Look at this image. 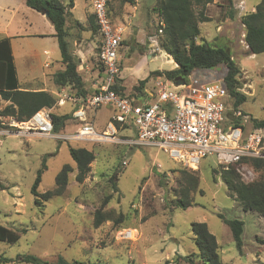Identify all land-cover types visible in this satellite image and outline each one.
I'll return each mask as SVG.
<instances>
[{
	"label": "rangeland",
	"instance_id": "374dc122",
	"mask_svg": "<svg viewBox=\"0 0 264 264\" xmlns=\"http://www.w3.org/2000/svg\"><path fill=\"white\" fill-rule=\"evenodd\" d=\"M65 1L69 3L71 0ZM73 1L77 5L73 13L78 19L93 8L94 0ZM151 1L123 4L113 0L110 5L113 22H120L126 28L125 43L118 52V60L127 78L123 83L128 92L151 72L177 68V64L170 58L167 61L164 54L152 55L154 50L160 49L161 34L157 33L158 21L148 13ZM261 1L238 0V9L247 14ZM225 3L223 15L229 18L234 10L229 0ZM134 6H137L136 10ZM8 16L1 13L0 24H5ZM22 16L20 14L18 20H22ZM214 16L215 20L203 22L200 42L216 38V24L222 16L220 12ZM21 26L23 30H30L35 25L24 22ZM238 27L239 23L226 33L235 42L232 45L233 59L240 69V92L247 98L236 113H241L242 122L250 129L254 126V119L264 120V54L251 55L249 50L245 53L246 31L244 34L243 28ZM150 37L155 38V48L149 46ZM50 43L44 37L14 41L20 80L24 81L28 76L26 60L20 58V53L29 50L39 55V63L36 60L29 63L36 65L41 76L45 70L42 64L46 60L44 51L51 50ZM215 72L209 75L205 71H196L191 78L206 84L222 80L227 69L220 66ZM152 84L153 80L148 83L149 86ZM5 105L7 103L0 98V107ZM233 108L230 106L228 111L233 113ZM71 110L68 104L55 112L69 114ZM111 113L109 107L103 106L96 113L89 112V120L94 121L98 131H102ZM62 132L69 134L70 131L67 128ZM126 135L135 137L134 129L119 133V136ZM71 148L86 149L95 155L91 172L83 183L76 181L77 167L70 154ZM45 156L47 170L38 188L40 194L54 191L56 178L63 167H73L65 192L48 201L32 193ZM237 168L245 184L260 179V173L250 163ZM249 169L253 170L252 179H247ZM223 170L228 168L218 166L213 157L204 159L197 170L189 169L155 146L61 141L56 138H5L0 146V185L6 187L0 190V224L22 235L14 245L0 242V264H57L59 259L82 264H190L182 257L204 264L198 258L193 223L207 224L217 238L224 264L264 263V245L259 242L264 239V218L255 212L244 211L236 197L230 196L221 177ZM186 171L196 172L200 179L198 191L190 194L193 206L186 210L173 209V202L180 197L178 183L187 185ZM112 179H115L117 191ZM107 197L111 198L104 204ZM37 199L40 203L36 202ZM100 208L114 218L96 227L95 212ZM222 217L244 223L241 252ZM126 231L135 233L125 239L123 233ZM26 256L34 257L38 262L18 260Z\"/></svg>",
	"mask_w": 264,
	"mask_h": 264
},
{
	"label": "trees",
	"instance_id": "16d2710c",
	"mask_svg": "<svg viewBox=\"0 0 264 264\" xmlns=\"http://www.w3.org/2000/svg\"><path fill=\"white\" fill-rule=\"evenodd\" d=\"M108 3V16L113 24L111 18L110 5ZM123 4H134L136 0H119ZM214 0H157L153 8V12L158 16L159 22L157 33L160 34L159 46L162 51L169 54L177 68L167 71L151 72L148 78L139 81L131 92H128L123 82L118 81V84L113 89L122 97H126L135 103H140L141 98L146 96L148 83L151 80L164 78L174 84L181 82L187 84L190 76L195 71H214L220 66H225L227 72L223 78L225 88L227 90L226 105L229 108L233 107V113L228 111L229 124L242 125L241 113H236L239 107L245 103L246 96L240 92V81L238 76L240 69L233 59V54L228 47L220 44L210 42H200L199 37L201 31L199 23L209 21L206 16V7ZM26 4L31 9L46 13L48 12L49 20L53 24L58 40L59 49L62 56V63L65 66L63 72L55 75L54 81L58 88L72 87L78 95L87 96V90L78 72L79 62L73 55L70 43L68 41L67 22L71 21V10L74 8V1L65 3L62 0H26ZM229 4L232 1L229 0ZM198 9L199 12H198ZM242 24L245 26V41L249 47L252 55L264 54V0H262L256 7L254 12H250L242 16ZM76 26H82L77 20L73 21ZM89 25L91 31L96 35L99 34V27L96 16H89ZM125 38L121 43L123 46ZM101 45V44H100ZM225 45V44H223ZM98 48L97 65L98 62ZM122 69V68H121ZM100 70L102 67L100 66ZM0 98L7 103L3 108L0 107L1 117H14L19 121L29 120L36 112L43 108L52 109V117L54 121V132L61 133L63 130L78 124L73 118V110L69 114H59L55 109L59 108L57 104V97L49 92L40 91H23L19 89V82L14 64V57L12 54V46L9 38L0 40ZM229 110V109H228ZM236 113V114H235ZM235 114V116L233 115ZM239 114V115H238ZM254 126L248 128L245 125L246 131L252 129L264 128V120L254 119ZM1 123V121H0ZM131 128V127H130ZM70 154L77 167L76 181L83 183L91 172V164L95 161L93 152L86 149L71 148ZM47 157L43 159L42 167L38 171L37 178L32 188V193L43 200H50L54 196L62 195L68 184L69 175L73 172V167L66 165L60 171L56 178V189L45 194H40L38 188L42 182V176L47 170ZM245 163H250L255 171L260 173V179L253 183L245 184L242 181L241 175L238 171V165L228 167V170H223L222 180L227 186V190L232 197H236L241 208L246 212H255L264 218V159H249ZM187 185L183 182L178 183L180 186V197L172 204L173 209H188L193 206L190 194L196 193L199 188L200 179L196 172L185 173ZM112 179L113 187L117 191V185ZM118 180V179H117ZM185 183V184H186ZM6 187L0 185V190H5ZM111 197L105 199L104 204L109 202ZM40 203L39 199L36 200ZM111 213H105L102 208L95 212L94 224L99 227L105 221L112 220ZM123 217H120V219ZM223 218V217H222ZM224 222L230 227L233 239L236 243L237 249L241 252L243 247L242 236L244 233V223L239 220H226ZM192 233L194 235V242L198 250V258L204 264H224L219 253V244L217 238L213 235L206 223H193ZM21 233L8 229L0 224V242H5L11 245L19 242ZM260 244L264 245V239H259ZM182 259L190 264H196L195 261L189 257H182ZM5 262L11 260L3 259ZM19 261L38 260L31 256L21 257ZM57 264H82L79 262L68 263L63 259H59ZM134 264V263H131ZM264 264V263H261Z\"/></svg>",
	"mask_w": 264,
	"mask_h": 264
},
{
	"label": "built area",
	"instance_id": "2783aa9c",
	"mask_svg": "<svg viewBox=\"0 0 264 264\" xmlns=\"http://www.w3.org/2000/svg\"><path fill=\"white\" fill-rule=\"evenodd\" d=\"M110 1L93 2L101 36L98 62L103 77L98 88L87 96L74 92L64 94L63 91L57 94L58 106L66 102L74 105L72 114L78 121L76 128L69 134H56L50 108L39 110L27 121L1 117L0 146L8 137L155 146L192 170H197L208 157L215 158L217 165L224 168L245 165L249 159H264V128L246 131V123L237 126L228 123L227 90L223 79L205 84L191 75L187 84L176 86L160 78L155 81L153 91L146 90L140 103L120 96L113 89L122 78L118 52L126 28L111 22L108 16ZM103 106L113 112L105 129L98 131L89 120V112H96ZM126 129H134L135 137L119 136V132ZM247 171V179H252L253 170ZM123 236L129 239L131 231Z\"/></svg>",
	"mask_w": 264,
	"mask_h": 264
},
{
	"label": "crops",
	"instance_id": "0c3cea01",
	"mask_svg": "<svg viewBox=\"0 0 264 264\" xmlns=\"http://www.w3.org/2000/svg\"><path fill=\"white\" fill-rule=\"evenodd\" d=\"M62 1L67 3L65 0ZM136 1L137 3L139 2V0ZM156 1L157 0L151 1V6L148 10V13L149 15L155 17V19L159 22L158 16L152 11L156 4ZM231 1H232L231 5L233 7L234 12L230 14L229 18L223 15L225 14L223 13V10L226 6L225 0H214L211 4H209L206 7L205 14L210 20H215L214 14L216 12H220L222 19L216 24V38H214V40H211L210 43H215V44L224 43L225 45H228V47L230 48L233 54L234 47L232 45H234L235 42H233L232 39H229L226 30L227 29L230 30L231 28H233V26L239 23V27L241 26L243 28V33L245 34V26L242 24L241 21V18L242 16L245 15V13L239 11L238 0H231ZM241 2L242 1H240V3ZM76 6H77L76 3L74 2V8L71 10L72 13L71 21L67 22V28L69 33L68 41L70 43L73 55L77 58L79 62L78 72L81 75L82 80L85 84L87 95H90L91 93L96 91V89L98 88L97 84L99 81H101L103 77V74L101 73L100 67L97 65V60H96L97 59L96 52H98V48L101 44V36H98V34H96L95 36V34L91 31V27L89 25V16L94 15L93 8L88 12L86 11L85 17L78 19L75 17L73 13L74 10L76 9ZM133 9L136 10L137 6H134ZM254 11H255V7H253L248 13ZM1 13H7L9 15L6 23L0 24V40L4 38H9L11 41L12 54L14 57V64L16 67V73L19 82V89L23 91H32V92L46 91L54 94L56 97L57 94L60 93L61 91H63L64 94L71 92L77 94V92L74 89H72L71 86L58 88L55 84L54 81L55 75L59 72H63L65 70V66L62 63V56L59 49L58 40L55 37L56 34L55 28L53 24L50 22L49 18L45 15V13L35 11L30 7H28L26 4V0H0V14ZM20 14L23 15L22 18L24 20L23 19L18 20ZM75 20H77L82 26H76L73 22ZM24 22L29 24L30 26L33 25L35 26L30 30H23L21 24H24ZM115 25H123V24L119 22V24L115 23ZM202 25L203 23H199L200 31ZM28 37H44L45 39L49 40V42H51L48 45L49 47H51V50L44 51L46 60L44 61V63L42 62V64L44 66L43 69H45L46 71L43 70L44 72L41 74V76L37 73L36 65L29 63V61L33 62V60H36L39 63L40 62V59H38L39 55L29 50H24L23 53H20V58H25L27 63L26 68L28 69V76H25L26 79L22 81L20 80V77L18 75V64L16 61V54L14 51L13 44L14 41L23 40V39L25 40V38ZM150 39H151V43L149 44V46L156 44L154 37H150ZM153 46L155 48L156 45ZM245 48H247L244 49L246 53L248 52L247 50H249L247 43ZM153 52H155L152 54L153 57L156 55L164 54L167 57V61H169L170 59L173 60V58L169 54L165 53L161 49L154 50ZM152 55H150L149 58H151ZM159 71H163V70H159ZM205 72L209 75L216 73L215 71H205ZM121 77L122 78L120 79L121 80L120 82L127 81V78L124 76L123 71ZM155 81L156 80H153L152 85L150 86L148 85L147 91L154 90ZM68 104L71 105L73 110L74 105L71 104L70 102H66L64 106H58L57 104L56 105L59 108H62ZM109 109L111 110V112H113L111 108ZM109 120L110 117L107 123L109 122ZM90 122L93 123L94 121L93 122L90 121ZM71 127L68 128L69 131H72L75 128V126H71ZM123 137H127V135Z\"/></svg>",
	"mask_w": 264,
	"mask_h": 264
},
{
	"label": "water",
	"instance_id": "95a60500",
	"mask_svg": "<svg viewBox=\"0 0 264 264\" xmlns=\"http://www.w3.org/2000/svg\"><path fill=\"white\" fill-rule=\"evenodd\" d=\"M45 15L48 17V16H49L48 12H46ZM174 85L179 86V85H183V83L178 82V83H176V84H174Z\"/></svg>",
	"mask_w": 264,
	"mask_h": 264
},
{
	"label": "bare ground",
	"instance_id": "6f19581e",
	"mask_svg": "<svg viewBox=\"0 0 264 264\" xmlns=\"http://www.w3.org/2000/svg\"><path fill=\"white\" fill-rule=\"evenodd\" d=\"M135 233V231H131V234Z\"/></svg>",
	"mask_w": 264,
	"mask_h": 264
}]
</instances>
